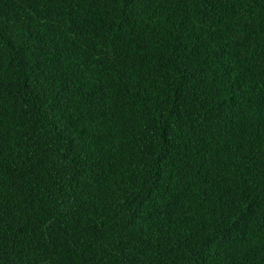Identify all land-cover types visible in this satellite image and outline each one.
<instances>
[{
	"label": "trees",
	"instance_id": "16d2710c",
	"mask_svg": "<svg viewBox=\"0 0 264 264\" xmlns=\"http://www.w3.org/2000/svg\"><path fill=\"white\" fill-rule=\"evenodd\" d=\"M0 264H264V0H0Z\"/></svg>",
	"mask_w": 264,
	"mask_h": 264
}]
</instances>
